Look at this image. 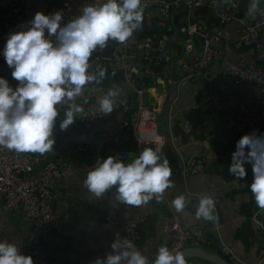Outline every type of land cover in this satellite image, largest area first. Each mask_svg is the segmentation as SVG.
I'll use <instances>...</instances> for the list:
<instances>
[{
  "label": "crops",
  "instance_id": "obj_1",
  "mask_svg": "<svg viewBox=\"0 0 264 264\" xmlns=\"http://www.w3.org/2000/svg\"><path fill=\"white\" fill-rule=\"evenodd\" d=\"M21 9L32 19L37 11L49 5L48 0H20ZM250 0H241L233 18L225 28L223 38L214 42V47L221 49L231 61L244 60L247 64L258 65L264 69V56H260L252 46L239 45L250 25L247 8ZM220 0H202V4L176 9L168 22L163 11L158 8H145L143 27L136 31L142 37H157L166 47L168 58L160 68L156 77H147L145 86L141 82L142 97H138L129 88L122 75L107 67L105 58L116 51L114 41L101 50L103 60L99 65L107 69L102 84L108 89L118 85L123 89L112 113L103 115L95 123V127L111 130L126 118V112L120 108L118 101L127 99L131 109L141 104L145 108H157L159 131L165 139L162 150L170 160L173 168L172 186L166 189L158 201L163 205L162 216H157L149 204L138 207L137 213L142 217L139 228V240L135 242L137 249L143 254L154 258L158 247L168 243L166 228L178 223L185 225L196 218V210L203 196L210 195L216 202L215 221L208 235L214 240L203 249L209 253L215 250L230 264H264V210L258 208L249 190L252 181L251 165L246 166L247 177L240 180L228 172L231 154L235 150L236 140L226 128V118L215 113L204 103L209 91L218 88L220 64L214 63L207 79L191 76V65L198 54V46L183 33L189 24H197L209 32L217 26L215 10ZM264 6V3L261 4ZM76 0H68L69 19L76 16ZM156 27L160 31L155 30ZM173 27L175 31L168 29ZM5 44L0 43V50ZM144 63L137 61L136 68L142 71ZM0 76L7 78L11 85L17 83L11 78V69L7 66L3 55H0ZM142 75L141 77H143ZM164 84L160 85L159 81ZM251 92L245 87L236 88L230 97L238 103L242 94ZM84 113L87 107L95 102L92 95L86 93L79 103L83 104ZM62 111V110H61ZM83 113V114H84ZM63 116L57 118V123ZM82 115L61 131L57 124L54 130L56 143L52 153H30L34 161L33 174L37 175L42 165L55 157H60L64 165L61 178L54 182L52 188L56 195L52 203L60 232L56 240L47 249L49 264H92L97 257H103L111 251L110 244L120 232L114 225L104 219L105 213L114 205V196L106 193L100 199H92L83 186V181L95 166V159L80 154L76 145L84 133L86 126L81 121ZM108 144L104 159L115 150ZM122 146H125L122 148ZM130 160L137 156L136 150L128 145L118 146ZM191 157H203L205 168L202 172L187 179H181L176 173L180 160ZM186 198V207L177 213L172 206L176 196ZM31 222L24 216L21 209L7 211L0 201V239L21 246L22 253L27 249L30 240ZM197 261V260H196ZM203 263L202 261H198Z\"/></svg>",
  "mask_w": 264,
  "mask_h": 264
},
{
  "label": "clouds",
  "instance_id": "obj_2",
  "mask_svg": "<svg viewBox=\"0 0 264 264\" xmlns=\"http://www.w3.org/2000/svg\"><path fill=\"white\" fill-rule=\"evenodd\" d=\"M262 3L264 0H250L247 14L255 18L264 12ZM144 13V0H94L67 22L60 11H37L10 32L0 55L17 83L13 86L0 76V147L18 153L51 152L57 124L61 131L74 124L88 103L87 98L79 103L80 98L90 86L100 85L106 78V68L96 65L93 70V53L106 48L110 40L128 41L143 27ZM122 93L118 85L109 88L98 98L99 110L105 115L112 113ZM247 165H251L253 177L249 190L256 206L264 210V132L254 129L236 141L228 172L244 180ZM172 176L170 160L161 148L146 147L127 161L119 155L97 159L83 186L91 193L89 198L100 199L114 189V206L138 208L158 202L172 186ZM172 206L181 213L186 207L185 196H176ZM215 208L214 198L203 196L196 216L215 221ZM110 248L92 264H187L184 253L174 252L167 245L160 246L151 260L133 241L121 240L118 235ZM0 264H34V260L22 253L21 246L0 239Z\"/></svg>",
  "mask_w": 264,
  "mask_h": 264
},
{
  "label": "built area",
  "instance_id": "obj_3",
  "mask_svg": "<svg viewBox=\"0 0 264 264\" xmlns=\"http://www.w3.org/2000/svg\"><path fill=\"white\" fill-rule=\"evenodd\" d=\"M240 1L230 0L227 4H220L215 10L218 27L214 32H209L197 24H189L183 28L185 36L199 49L191 65L193 78L207 79L211 65L220 64L218 88L208 92L204 103L215 113L226 118V128L236 141L254 129L264 132V69L258 65L247 64L244 60L231 61L221 49L213 45L223 38L225 28L233 18ZM76 2L78 15L84 6L94 0ZM48 4L42 12L49 14L60 11L65 22L68 21V0H48ZM200 4L202 0H144L145 8L158 7L169 18L181 6L190 9ZM261 7L264 8L262 5ZM30 19L21 9L20 0H0V43L5 44L7 35L18 30L19 25ZM250 22L239 45L252 46L260 56H264V12L258 13L255 18L250 16ZM115 44L116 51L104 59L107 67L119 72L133 93L142 97L144 91L140 78L142 75L157 76L156 70L161 68L168 58L165 45L157 37H141L137 32L125 43ZM101 60V50L98 49L91 58L93 70ZM137 61L144 63L141 72L136 68ZM159 84L163 85V80H160ZM242 87L251 89V92L242 94L235 105L230 93ZM107 90V87L100 84L90 86V91L86 92L94 97L95 102L90 104L82 115L81 121L86 129L76 145L77 152L97 160L104 154L107 145L111 144L110 146L117 147L111 155H119L127 161V154L119 150L118 146L131 145L137 156L146 147H159L163 150L165 139L159 131L160 110L157 108H145L139 104L136 109H131L128 100L121 99L118 105L126 112V118L108 131L94 126L104 115L99 110L98 98ZM205 162L203 157L181 159L176 174L181 179L195 176L204 170ZM63 165V160L55 157L45 162L39 173L34 175V161L29 152L18 153L0 147V201L7 211L21 209L31 222L30 240L23 254L31 255L34 264H49L47 249L55 242L56 235L60 232L52 208L56 198L52 186L61 178ZM114 191L112 189L107 193L113 195ZM137 210V207L123 204L113 205L106 211L104 219L118 228L121 240H131L135 243L139 240L142 222ZM211 229L212 222L203 218H196L192 223L185 225L173 223L166 228V245L174 252H181L188 247L209 246L212 237L208 232ZM155 255L156 251L154 257ZM186 262L205 264L194 259H186Z\"/></svg>",
  "mask_w": 264,
  "mask_h": 264
},
{
  "label": "water",
  "instance_id": "obj_4",
  "mask_svg": "<svg viewBox=\"0 0 264 264\" xmlns=\"http://www.w3.org/2000/svg\"><path fill=\"white\" fill-rule=\"evenodd\" d=\"M165 19L168 22L170 21L169 17L165 16ZM155 30L159 32L160 28L156 27ZM168 30L175 31L173 27H170ZM140 81L143 84H145V86H147L149 82L146 76L141 77ZM149 205L152 208L155 215L162 216L163 205L161 203H158L157 201L154 200L153 202H150ZM181 252L184 253L186 259H194L197 261H202L207 264H230L226 259H224L218 254L217 250H215L213 253H209L202 247H188V248L183 249Z\"/></svg>",
  "mask_w": 264,
  "mask_h": 264
},
{
  "label": "trees",
  "instance_id": "obj_5",
  "mask_svg": "<svg viewBox=\"0 0 264 264\" xmlns=\"http://www.w3.org/2000/svg\"><path fill=\"white\" fill-rule=\"evenodd\" d=\"M142 37V36H141ZM160 68L159 69H157L156 70V73H157V75L160 73ZM128 146H131V145H128ZM132 147V146H131ZM134 148V147H133ZM211 242H213V244H214V240L213 239H211ZM204 263V262H203ZM205 264H207V263H205Z\"/></svg>",
  "mask_w": 264,
  "mask_h": 264
},
{
  "label": "rangeland",
  "instance_id": "obj_6",
  "mask_svg": "<svg viewBox=\"0 0 264 264\" xmlns=\"http://www.w3.org/2000/svg\"><path fill=\"white\" fill-rule=\"evenodd\" d=\"M160 124V123H159ZM125 147V146H122V148Z\"/></svg>",
  "mask_w": 264,
  "mask_h": 264
}]
</instances>
